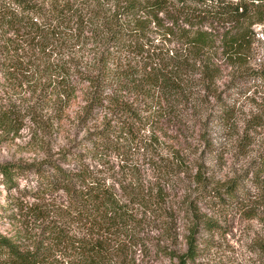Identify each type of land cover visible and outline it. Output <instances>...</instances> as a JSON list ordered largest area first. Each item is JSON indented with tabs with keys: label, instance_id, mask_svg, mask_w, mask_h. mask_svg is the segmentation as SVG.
Masks as SVG:
<instances>
[{
	"label": "trees",
	"instance_id": "trees-1",
	"mask_svg": "<svg viewBox=\"0 0 264 264\" xmlns=\"http://www.w3.org/2000/svg\"><path fill=\"white\" fill-rule=\"evenodd\" d=\"M254 23L264 25V0H0V129L15 130L23 117L42 125L66 117L86 127L73 144L79 148L75 152L62 148L57 158L30 164L0 162L5 187L26 176L33 185L25 184L24 193L60 188V216L85 226L80 234L70 233L53 217L44 229L45 242L78 246L71 263L84 264L104 246L105 232L129 219L127 203L93 172L86 153L128 155L134 147L149 151L151 158L154 149L153 167L168 178L166 171L177 163L159 153V131L194 130L202 113L227 125L233 89L254 84L264 93V55L257 67H246ZM223 67L231 73L218 87ZM205 123L200 121L198 130ZM182 148L170 149L180 163ZM69 162L73 167L62 166ZM252 163L256 189L264 196L259 177L264 154ZM193 167L192 178L207 182L199 163L190 172ZM210 188L198 194L209 205L235 198L239 189L235 178ZM123 193L145 200L137 185ZM187 245L181 262L194 255L192 234ZM40 253L0 238L3 264H34Z\"/></svg>",
	"mask_w": 264,
	"mask_h": 264
},
{
	"label": "rangeland",
	"instance_id": "rangeland-1",
	"mask_svg": "<svg viewBox=\"0 0 264 264\" xmlns=\"http://www.w3.org/2000/svg\"><path fill=\"white\" fill-rule=\"evenodd\" d=\"M250 28L252 48L245 58L246 67L253 68L264 55V25L254 23ZM230 73L228 67L224 68L215 85L222 86ZM233 90V111L227 125L207 119L202 113L196 115L198 125L194 130L189 127L176 132L168 128L158 132L163 139L159 153L170 160L168 163H177L166 171L168 178L161 175L164 171L153 167L154 149L151 158L149 151L134 147L128 155L105 151L100 156L85 154L93 172L106 178L127 203L129 219L121 228L105 232L104 246L84 264H264V196L258 194L252 169V159L264 154V93L254 84ZM63 118L58 124L42 125L23 117L15 130L5 134L0 129V162L30 164L45 158L53 160L62 148L78 150L73 144L82 139L86 127L78 128ZM256 119L259 123L253 124ZM202 120L206 121L205 127L198 130ZM201 132L206 134V143ZM180 147L184 158L181 163L170 155V149ZM195 162L207 182L198 183L192 178L194 167L191 172L189 168ZM62 166L73 167L70 162ZM259 177L264 180V175ZM231 178L239 188L235 198L222 197L223 201L211 205L199 199V192L225 186ZM17 179V185L10 188L0 181V238L23 250L36 248L41 253L34 264H72L70 258L79 251L78 246L58 239L44 240L46 223L53 217L67 224L70 233L86 230L84 225L67 218L64 221L60 216L62 190H44L34 196L20 191L25 184L32 186V181L26 176ZM135 185L143 190L145 200L124 195L130 194ZM191 234L196 246L194 255L181 262Z\"/></svg>",
	"mask_w": 264,
	"mask_h": 264
}]
</instances>
